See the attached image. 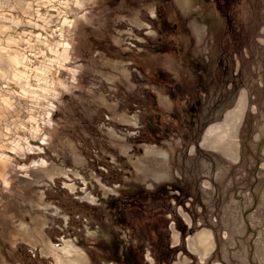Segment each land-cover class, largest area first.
<instances>
[{"label":"rangeland","instance_id":"rangeland-1","mask_svg":"<svg viewBox=\"0 0 264 264\" xmlns=\"http://www.w3.org/2000/svg\"><path fill=\"white\" fill-rule=\"evenodd\" d=\"M219 2L0 0V264H95L128 204L149 264H264V0Z\"/></svg>","mask_w":264,"mask_h":264},{"label":"bare ground","instance_id":"bare-ground-1","mask_svg":"<svg viewBox=\"0 0 264 264\" xmlns=\"http://www.w3.org/2000/svg\"><path fill=\"white\" fill-rule=\"evenodd\" d=\"M243 98H244V96L242 95L237 106L234 109H232L226 113V116H225L226 119L223 122L219 123V126H218L219 128H211L209 131L207 130L208 132L206 133V141H209V144L214 148V150H218V148L221 146L222 143L226 144L224 152L231 159H238V157H239L238 139H237L236 131L238 130V126L241 123V119H242L243 112H244L245 101H243ZM192 148H194V147H192ZM56 173L57 172L55 171V173H52V174L48 173V174L50 175L51 178L55 179L56 177L57 178L60 177L59 174L57 173L58 175H56ZM63 173L67 174V171H64ZM77 177L79 178L80 176H77ZM72 185H71V188H73ZM204 185L207 186V183H205ZM69 186H70V184H69ZM74 188H75V186H74ZM43 225H44L43 222L41 223V225L39 227L36 225L37 226V227L35 226V229H37L36 232L38 231L41 234L42 230H40V229L43 228ZM45 227H47V226H45ZM197 235H198L197 236V244L201 247L199 249L200 259H203V261H204L209 257L210 252L215 247V238L212 235V233L207 229H203ZM173 239H175V242H176L175 245L181 244V236H180L179 232L176 230L174 231ZM66 243H67V245L62 248V250L64 251V254H60V253L56 252L54 248L53 249L51 248L52 249L51 251L55 255V259L58 262V264H83V261H81V258H80L82 256L81 253H80L81 256L80 255H77V256L72 255V253L74 251L79 253V251L76 248V245L71 243L70 241H66ZM216 264H222V263L218 261Z\"/></svg>","mask_w":264,"mask_h":264},{"label":"trees","instance_id":"trees-1","mask_svg":"<svg viewBox=\"0 0 264 264\" xmlns=\"http://www.w3.org/2000/svg\"><path fill=\"white\" fill-rule=\"evenodd\" d=\"M215 1L217 9L223 12L224 10L220 5L219 0ZM90 39H93V37L91 36ZM130 206L132 205L128 204L127 206L125 205L121 207V209L119 210L120 214H117L115 216L112 214H107V218L113 223L112 228H110L109 230V237L107 239L97 240L93 245H91V249H89V252L95 264H98V262L100 261H112L115 264H149L144 259L143 244H134L131 239H126L124 237V234L121 233L122 229L127 225V216L124 213L131 208ZM100 208L101 207H98V209ZM118 218H121L122 220H119ZM114 227H117L118 230H115ZM96 250L100 251L99 258H97L95 254Z\"/></svg>","mask_w":264,"mask_h":264},{"label":"flooded vegetation","instance_id":"flooded-vegetation-1","mask_svg":"<svg viewBox=\"0 0 264 264\" xmlns=\"http://www.w3.org/2000/svg\"><path fill=\"white\" fill-rule=\"evenodd\" d=\"M158 15V14H157ZM161 39H163V42L165 43V45L167 46V48L168 47H170L171 46V43H170V39L168 38V37H166L165 35H164V38H163V36H162V38ZM159 42H161V41H159ZM158 45V51L159 52H162L163 50H164V48L160 45V44H157ZM161 70V69H160ZM173 78H168V80H172ZM147 261V260H146ZM148 262V261H147ZM149 263V262H148Z\"/></svg>","mask_w":264,"mask_h":264}]
</instances>
